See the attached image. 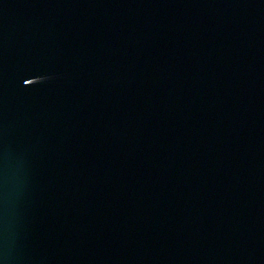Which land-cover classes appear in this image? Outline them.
Listing matches in <instances>:
<instances>
[{
  "label": "water",
  "instance_id": "1",
  "mask_svg": "<svg viewBox=\"0 0 264 264\" xmlns=\"http://www.w3.org/2000/svg\"><path fill=\"white\" fill-rule=\"evenodd\" d=\"M0 264H264V0H0Z\"/></svg>",
  "mask_w": 264,
  "mask_h": 264
}]
</instances>
